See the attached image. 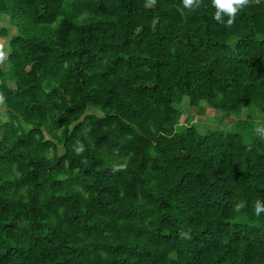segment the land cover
Here are the masks:
<instances>
[{
    "label": "trees",
    "instance_id": "trees-1",
    "mask_svg": "<svg viewBox=\"0 0 264 264\" xmlns=\"http://www.w3.org/2000/svg\"><path fill=\"white\" fill-rule=\"evenodd\" d=\"M215 13L0 0V264H264V0Z\"/></svg>",
    "mask_w": 264,
    "mask_h": 264
},
{
    "label": "rangeland",
    "instance_id": "rangeland-1",
    "mask_svg": "<svg viewBox=\"0 0 264 264\" xmlns=\"http://www.w3.org/2000/svg\"><path fill=\"white\" fill-rule=\"evenodd\" d=\"M11 16L10 14L4 15L0 21V29L5 28L7 30H10V34H14L17 32L16 27L11 23ZM11 35L6 39V41L3 39V37H0V41L6 44V47L8 48L9 41L11 38ZM5 41V42H4ZM8 44V45H7ZM5 70L9 69V64L4 63ZM2 106V105H1ZM4 109V106H2ZM179 108L182 111V118L181 122L183 124L190 122L193 124H197L198 128L201 131H206L208 129H225V130H233L234 128V118H232L229 122L228 118H223L222 113L220 111L214 110L211 107H209L206 104H202L199 107H193L189 104L188 97H184V100L181 105H179ZM89 113H95L101 116L102 114L99 111H96L95 109H89ZM246 114V112H244ZM60 154L64 152V149L62 146H60L59 150Z\"/></svg>",
    "mask_w": 264,
    "mask_h": 264
},
{
    "label": "clouds",
    "instance_id": "clouds-1",
    "mask_svg": "<svg viewBox=\"0 0 264 264\" xmlns=\"http://www.w3.org/2000/svg\"><path fill=\"white\" fill-rule=\"evenodd\" d=\"M212 6L216 9V13L214 19L221 24H224L225 27H230L233 23V18L238 13L240 9L247 5L248 0H211ZM199 0H183V5L185 8H192L194 6H198ZM227 16L228 19L225 23L223 20V16ZM7 60V53L3 50H0V62ZM255 134L258 137L264 138V123L258 124V126L254 129ZM79 151H83L81 147L78 149ZM243 205H237L236 211H239ZM261 213H264V203L257 201L254 206V214L256 216H260Z\"/></svg>",
    "mask_w": 264,
    "mask_h": 264
},
{
    "label": "built area",
    "instance_id": "built-area-1",
    "mask_svg": "<svg viewBox=\"0 0 264 264\" xmlns=\"http://www.w3.org/2000/svg\"><path fill=\"white\" fill-rule=\"evenodd\" d=\"M3 108H2V106H1V103H0V120H2V118H3Z\"/></svg>",
    "mask_w": 264,
    "mask_h": 264
}]
</instances>
